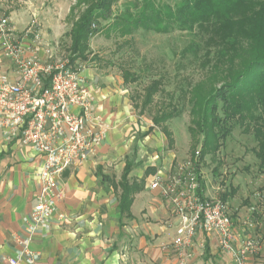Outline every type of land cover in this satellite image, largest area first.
<instances>
[{"label": "crops", "instance_id": "obj_1", "mask_svg": "<svg viewBox=\"0 0 264 264\" xmlns=\"http://www.w3.org/2000/svg\"><path fill=\"white\" fill-rule=\"evenodd\" d=\"M8 1L12 0H0V9ZM42 1L13 0L20 8L1 13L10 19L15 35L23 41L26 56L36 55L46 60L45 48L26 34L29 24L37 18L47 44L50 40L46 38V28L51 29L57 40L67 33L70 37L74 23L71 9L77 0L61 12L60 20L69 19L72 23L69 32L58 20L49 17ZM17 16H22L24 26L17 23ZM51 47L56 51V47ZM94 67L84 69L82 76L94 92L96 112L107 127L106 137L95 154L62 174L59 183L64 199L49 226L41 228L30 245L38 254L35 264H177V256L170 247L176 235L171 225V206L158 190L150 189L157 171H168L177 163L175 155L165 153L166 145L168 150L174 145L151 142V127L145 130L133 123L132 102L124 77L96 75ZM2 79L16 82L20 76L13 62L0 51ZM133 126L137 136L144 135V142L127 141L131 131H135ZM42 161L43 157L32 146L8 141L0 127V264H10V259L28 264L15 235L23 236L24 219L37 204L38 169ZM128 166V182L142 187L134 194L131 218L119 210L120 183ZM203 195L209 197L206 187ZM235 219L240 232L243 230L240 214L237 217L235 214ZM261 233L263 237V230ZM190 252L194 264H232L221 254L214 235L198 233ZM249 264H254L252 258Z\"/></svg>", "mask_w": 264, "mask_h": 264}, {"label": "built area", "instance_id": "obj_2", "mask_svg": "<svg viewBox=\"0 0 264 264\" xmlns=\"http://www.w3.org/2000/svg\"><path fill=\"white\" fill-rule=\"evenodd\" d=\"M26 34L45 48L46 60L26 56V47L15 35L10 19L0 14V51L20 76L16 82L0 80V127L8 141L30 145L43 157L38 169L37 204L24 219L23 236L15 235L25 261L35 264L38 254L30 245L36 233L49 226L64 199L59 183L62 174L96 153L107 127L96 112L94 92L82 76L85 67L56 58L55 50L43 41L36 17ZM199 156L197 151L194 159L157 171L150 184V189L158 190L171 206L176 235L170 247L177 264H194L190 250L198 233L216 236L221 254L232 264H249L261 251L262 219H242L243 230L238 232L228 201L201 196ZM9 262L19 263L15 259Z\"/></svg>", "mask_w": 264, "mask_h": 264}, {"label": "rangeland", "instance_id": "obj_3", "mask_svg": "<svg viewBox=\"0 0 264 264\" xmlns=\"http://www.w3.org/2000/svg\"><path fill=\"white\" fill-rule=\"evenodd\" d=\"M12 1L3 3L0 13L7 14L13 8H20L17 2ZM139 1L141 0H119L113 7V14L115 16L123 14L125 10L133 9L135 3ZM75 2L76 0L42 1L45 12L66 27V32L70 31L72 23L69 19L60 20L61 12ZM157 2L174 7L180 0ZM252 5L254 12L250 11L249 14L260 11L261 7L257 1L252 2ZM248 8L246 6L240 14H248ZM78 11L79 9L76 10V14ZM21 17L17 16L19 25L24 23ZM110 23L112 22H102L103 31L90 42L89 61H79L77 66L89 69L94 65L96 75L123 76L122 70L125 69L139 77L137 82L126 85L132 102L133 123L144 127L145 130L151 127V142H169L161 126H155L154 119L171 114L163 126L172 133L174 147L168 150L166 145L165 153L175 155L177 163L192 159L193 153L201 150L204 140L200 129L192 123L191 112L195 106L197 93L195 87L201 88L202 92L212 86L218 89L222 85L221 82H210L209 79L211 76L209 70L215 58V47L213 45L205 47L202 37L197 38L195 34L176 28L166 34L139 30L122 37L117 31L104 30ZM243 27L245 31L247 28ZM46 29L49 45L56 47L57 59L69 60L71 57L69 34L57 40L51 29ZM196 32L198 33V30ZM200 41L203 44L196 53L188 51V46L192 42ZM243 47L245 53L246 47ZM208 50L209 55L206 54ZM210 61L213 63L209 64ZM155 82L158 83V90L153 94L151 104L143 108L146 89ZM233 124L231 135L225 141L219 142L221 146L218 150L209 153L200 162L203 181L209 198L222 199L223 195L236 192L228 200L236 217L240 214L243 220L252 216L259 218L264 212V173L259 171L261 163L253 153L257 148V140L251 131L252 125L249 121ZM132 128L135 131H131L132 134L127 137V141L144 142V135L137 136L135 127ZM135 156L139 158L137 151ZM260 245L261 251L252 257L254 264H264V237L260 240Z\"/></svg>", "mask_w": 264, "mask_h": 264}, {"label": "trees", "instance_id": "obj_4", "mask_svg": "<svg viewBox=\"0 0 264 264\" xmlns=\"http://www.w3.org/2000/svg\"><path fill=\"white\" fill-rule=\"evenodd\" d=\"M258 2L259 12H254L252 2ZM119 0H77L71 9L74 20L70 32L72 65L89 61L90 42L103 31L102 22H112L106 26L108 31H117L122 37L139 30L166 34L172 29L186 31L202 37L204 46L215 47V58L209 73L210 82H221L220 88L212 86L209 90L195 87L196 102L191 112L193 124L203 134V143L197 163L200 164L211 152H216L233 130V123L249 121L252 125L257 148L253 150L260 161L259 171L264 173V1L263 0H180L174 7L160 4L157 0H141L133 9L114 15L113 7ZM248 6V14L240 11ZM79 9L76 14V10ZM243 26L246 30L243 31ZM198 30V33L196 32ZM202 41L192 42L189 52L198 51ZM246 51L244 52V47ZM207 55L210 54L208 50ZM197 56V54H196ZM239 66V67H238ZM125 84L137 82L139 77L122 70ZM158 83L146 89L143 108L151 104L152 96L158 90ZM169 115L154 119L155 126L162 128L169 144L174 145L172 133L163 126ZM249 125V130H250ZM193 153V158H195ZM155 171V170H151ZM130 166L120 183L122 195L120 213L131 218L130 208L134 194L142 189L140 184H130L127 175ZM200 173V171H199ZM201 181L200 195L205 186ZM236 192L222 196L228 201ZM263 222L264 212L259 215Z\"/></svg>", "mask_w": 264, "mask_h": 264}]
</instances>
